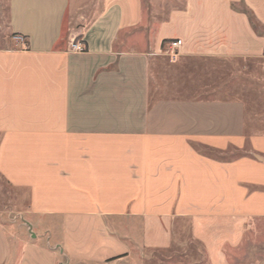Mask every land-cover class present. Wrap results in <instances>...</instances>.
Returning <instances> with one entry per match:
<instances>
[{
    "label": "crops",
    "instance_id": "0c3cea01",
    "mask_svg": "<svg viewBox=\"0 0 264 264\" xmlns=\"http://www.w3.org/2000/svg\"><path fill=\"white\" fill-rule=\"evenodd\" d=\"M97 2L87 22L86 0H8L0 177L29 205L0 210V264H150L183 234L230 264L264 223V132L242 99L184 88L207 87L195 63L264 68V0H183L147 40L143 0Z\"/></svg>",
    "mask_w": 264,
    "mask_h": 264
},
{
    "label": "rangeland",
    "instance_id": "374dc122",
    "mask_svg": "<svg viewBox=\"0 0 264 264\" xmlns=\"http://www.w3.org/2000/svg\"><path fill=\"white\" fill-rule=\"evenodd\" d=\"M74 2L77 3V0H74ZM85 4L87 7L84 9L88 10V17L89 12L93 16L100 9L97 0H86ZM182 4L183 0H143L144 25L140 31L145 34L146 40L154 36L160 24L166 20L169 12L173 8L181 7ZM91 16L86 18L87 22L91 20ZM80 17L79 15L72 20L74 22L73 28H80L84 25V22L80 24ZM8 18V0H0V42L4 36H7ZM168 67V62L164 61L162 63V72ZM198 67H200V73L196 72ZM191 70H195V74L193 71V76L196 79L199 77V80H195V83L206 84L207 87L205 89L189 87L188 89L184 88V90L189 93L200 91L199 94L209 99H242L246 102L247 109L250 108L248 113H253L255 121L260 123V125H257L259 131L264 132L263 67H258L248 61H235L232 63L202 62L193 64ZM202 71H205V74ZM165 76L166 73H163V81L161 80L163 84L166 82ZM162 90L165 91V88ZM175 90L181 91L182 88H174L173 91ZM28 205L27 192L11 187L0 177V210L15 213L26 210ZM258 228H260V231L247 233L243 244L236 251L229 253L230 264H264V223L259 225ZM176 240L177 244L170 252L153 255L155 258L150 264H208L202 247L194 244L191 249H187L183 243H180V240L186 242L187 234L177 236Z\"/></svg>",
    "mask_w": 264,
    "mask_h": 264
},
{
    "label": "built area",
    "instance_id": "2783aa9c",
    "mask_svg": "<svg viewBox=\"0 0 264 264\" xmlns=\"http://www.w3.org/2000/svg\"><path fill=\"white\" fill-rule=\"evenodd\" d=\"M15 40L21 44L25 45V39L22 36H16ZM182 46L181 40H175V41H168L163 49V55L170 57L172 59H176L180 54V49ZM71 52L74 53H84L85 47L81 41L73 40L70 43L69 47Z\"/></svg>",
    "mask_w": 264,
    "mask_h": 264
},
{
    "label": "trees",
    "instance_id": "16d2710c",
    "mask_svg": "<svg viewBox=\"0 0 264 264\" xmlns=\"http://www.w3.org/2000/svg\"><path fill=\"white\" fill-rule=\"evenodd\" d=\"M246 12H247V14H248V16H249V19H250V21H251V24L253 25V27H256V22H255V17L252 15V13L251 12H249V11H247L246 10Z\"/></svg>",
    "mask_w": 264,
    "mask_h": 264
},
{
    "label": "water",
    "instance_id": "95a60500",
    "mask_svg": "<svg viewBox=\"0 0 264 264\" xmlns=\"http://www.w3.org/2000/svg\"><path fill=\"white\" fill-rule=\"evenodd\" d=\"M28 227H29V225H28Z\"/></svg>",
    "mask_w": 264,
    "mask_h": 264
}]
</instances>
